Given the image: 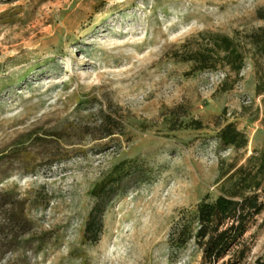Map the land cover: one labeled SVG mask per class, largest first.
<instances>
[{"label": "rangeland", "instance_id": "1", "mask_svg": "<svg viewBox=\"0 0 264 264\" xmlns=\"http://www.w3.org/2000/svg\"><path fill=\"white\" fill-rule=\"evenodd\" d=\"M264 0H0V264H200L178 214L226 196L264 152V59L192 72L208 35L264 27ZM257 62H256V60ZM230 90L223 91L222 86ZM200 120L202 131L171 119ZM232 123L245 148L222 146ZM254 164H259L258 157ZM113 179L98 242L92 190ZM264 203V178L258 191ZM16 216L22 220L15 221ZM263 215L240 264L264 261Z\"/></svg>", "mask_w": 264, "mask_h": 264}, {"label": "trees", "instance_id": "2", "mask_svg": "<svg viewBox=\"0 0 264 264\" xmlns=\"http://www.w3.org/2000/svg\"><path fill=\"white\" fill-rule=\"evenodd\" d=\"M256 16L264 20V8L259 9ZM250 53L253 58L264 59V27L241 36L240 41L221 35H208L195 49L189 50L182 60L192 64V72L227 67L236 79L244 66L245 57ZM224 86L222 90L226 91L231 89L232 84ZM256 93L264 94L263 76L258 78ZM171 124L169 131H202L206 128L200 120L179 121L178 116L171 119ZM215 137L225 147L241 149L248 143L246 136L232 123L218 127ZM256 154L259 155L257 165L254 164ZM235 175H239V178L226 196H219L212 202L204 199L196 206L194 213L184 209L178 214L168 236L173 248H182L193 241L201 253L200 264H240L245 259L250 249L246 233L255 225L256 218L260 215H263L264 225V203L258 192L264 178V152L254 150L247 161V167L238 168L230 179ZM112 182L111 178L105 179L92 190L96 203L88 215L84 229V240L89 243L99 240L105 204L114 191ZM18 219L23 218L16 216L15 221ZM255 264H264V261L258 259Z\"/></svg>", "mask_w": 264, "mask_h": 264}]
</instances>
